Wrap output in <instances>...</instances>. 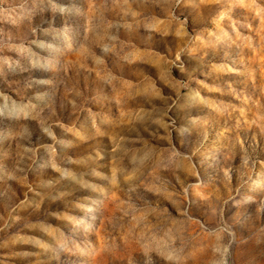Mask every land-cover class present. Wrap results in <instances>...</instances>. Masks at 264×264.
<instances>
[{"label": "rangeland", "instance_id": "rangeland-1", "mask_svg": "<svg viewBox=\"0 0 264 264\" xmlns=\"http://www.w3.org/2000/svg\"><path fill=\"white\" fill-rule=\"evenodd\" d=\"M0 264H264V0H0Z\"/></svg>", "mask_w": 264, "mask_h": 264}]
</instances>
